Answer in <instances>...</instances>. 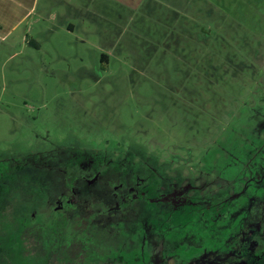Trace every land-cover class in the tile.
<instances>
[{
	"label": "rangeland",
	"instance_id": "374dc122",
	"mask_svg": "<svg viewBox=\"0 0 264 264\" xmlns=\"http://www.w3.org/2000/svg\"><path fill=\"white\" fill-rule=\"evenodd\" d=\"M63 7L0 43V264H264V0Z\"/></svg>",
	"mask_w": 264,
	"mask_h": 264
},
{
	"label": "crops",
	"instance_id": "0c3cea01",
	"mask_svg": "<svg viewBox=\"0 0 264 264\" xmlns=\"http://www.w3.org/2000/svg\"><path fill=\"white\" fill-rule=\"evenodd\" d=\"M85 1L89 11L92 10V5L95 3V0ZM39 2L40 0H0V43L17 41L25 48L27 41L31 39L29 38V34L33 32L32 27L34 26V22L44 20L43 16L45 14L48 15L55 10L53 4L54 6L63 5L64 9L72 10V8L77 9V2L79 0H52V3L51 0H43L41 8L39 9L40 14L35 18L34 15L39 12L37 8ZM143 4L144 1L141 5ZM54 27H62L69 32H72L74 28L70 23H58Z\"/></svg>",
	"mask_w": 264,
	"mask_h": 264
},
{
	"label": "flooded vegetation",
	"instance_id": "af4514ba",
	"mask_svg": "<svg viewBox=\"0 0 264 264\" xmlns=\"http://www.w3.org/2000/svg\"><path fill=\"white\" fill-rule=\"evenodd\" d=\"M80 157H81V155L77 157L76 161H73L74 162L73 167L74 166L77 167V171H79V172H84L86 174L88 173V174H92V175L95 176V173L90 172L91 168H80L79 167L81 165L80 164V162H81L80 161L81 160ZM124 165H126V164L122 163L120 165L121 167L116 172H119L121 174V176H129L130 178L133 179V183H132L133 187H131V186L126 187V193H127V195H126L127 197H125L126 200H130L132 198H136V197H133V196H129V193L130 194L132 193V192H129V191H132L131 189H133L134 191H138V192H136L137 195H138L137 196L138 198L139 197L142 198L143 196L147 197L148 195H151L149 189L152 188L153 184H152V182L147 180V176L150 175V173L148 171H146V170H145V172H142V176L145 177V179L143 180V179L140 178V176H137L138 174L136 175L135 173H133L131 168H129V170L125 169Z\"/></svg>",
	"mask_w": 264,
	"mask_h": 264
},
{
	"label": "trees",
	"instance_id": "16d2710c",
	"mask_svg": "<svg viewBox=\"0 0 264 264\" xmlns=\"http://www.w3.org/2000/svg\"><path fill=\"white\" fill-rule=\"evenodd\" d=\"M27 45H29V46H31V47H34V48H38V44H37L35 41L31 40V39H29V40L27 41ZM100 62H101V63H105V62H106V56H104V55L100 56ZM147 180H148V181L151 180V177H149V175L147 176ZM190 212H191V210L189 211V213H190Z\"/></svg>",
	"mask_w": 264,
	"mask_h": 264
}]
</instances>
